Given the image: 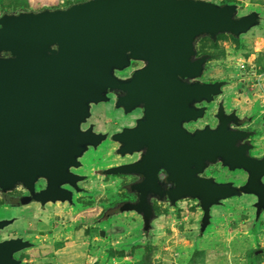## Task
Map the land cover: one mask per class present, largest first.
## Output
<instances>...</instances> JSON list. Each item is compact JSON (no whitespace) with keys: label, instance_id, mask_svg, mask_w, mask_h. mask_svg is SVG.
Returning <instances> with one entry per match:
<instances>
[{"label":"water","instance_id":"1","mask_svg":"<svg viewBox=\"0 0 264 264\" xmlns=\"http://www.w3.org/2000/svg\"><path fill=\"white\" fill-rule=\"evenodd\" d=\"M238 11L236 3L214 0H84L65 8L0 14V191L23 184L32 192L24 203L72 201V191L63 196L61 186L84 178L71 168L80 165L89 146L97 147L107 137L93 127L83 130L82 123L91 116L92 103L107 100L109 91L121 87L115 71L134 58L147 63L145 74L186 69L199 77L211 55L191 61L198 39L216 40L224 33L238 38L260 25L258 11L244 15ZM226 84L197 80L192 86L193 91L207 92L211 102ZM223 112L221 104L215 127L207 125L189 132L186 139L172 141L163 166L174 187L133 185L138 200L122 203L115 212H137L148 231L156 218L148 197L154 190L161 201L168 199L172 205L197 199L203 211L202 234L212 223V208L229 198L256 196L259 218L264 211V157L249 154L252 145L247 139L252 132L233 127L236 112L230 119H224ZM243 122L235 123L239 127ZM114 139L121 143L122 133ZM121 148L118 153L125 156L128 152ZM141 160L103 172L132 173ZM218 161L231 171H244L246 181L236 184L201 176ZM39 178H46L48 186L36 193ZM12 221L0 219V229ZM31 245L23 238L0 241V264H22L15 254Z\"/></svg>","mask_w":264,"mask_h":264},{"label":"rangeland","instance_id":"2","mask_svg":"<svg viewBox=\"0 0 264 264\" xmlns=\"http://www.w3.org/2000/svg\"><path fill=\"white\" fill-rule=\"evenodd\" d=\"M78 1L84 0H3L1 7L4 12L37 11L65 8ZM214 1L238 4V15L253 10L261 15L260 25L240 37L224 34L217 42L205 38L199 48L211 55L204 78L228 81L224 90L230 96L229 107L236 104L241 114H257L252 124L258 134L252 154L263 155L264 0ZM108 114L105 108L97 110L91 121L104 128ZM114 146L110 141L100 146L97 154L101 153L102 161L110 158L101 165L122 161L112 153ZM87 172H92L90 180L83 183L87 191L76 194L79 198L74 206L58 203L43 210L35 204L0 208V216L20 217L14 226L0 231V240L22 235L35 243L17 254L23 264H264V212L255 217L254 196L233 197L214 206L212 223L204 234L199 232L203 211L198 200L158 203L153 227L145 232L142 216L136 212L103 220L105 209L131 196L120 187L122 177L103 178L90 168ZM207 174L236 183L246 179L243 171L228 176L219 165ZM4 200L0 195V203ZM30 227L45 230V235L27 234Z\"/></svg>","mask_w":264,"mask_h":264},{"label":"flooded vegetation","instance_id":"3","mask_svg":"<svg viewBox=\"0 0 264 264\" xmlns=\"http://www.w3.org/2000/svg\"><path fill=\"white\" fill-rule=\"evenodd\" d=\"M205 37L207 36L201 37L196 41L197 53L195 56L191 57V61L197 60L199 57L205 54H209L206 50L204 51L199 48V43L204 40ZM2 55L6 54L4 53ZM146 64L147 63L142 59H130V62L127 66H125L123 69H117L115 71V74L121 80V87L109 91L107 93V100L91 104V116L86 122L82 123V129L86 130L89 127H93L95 132L104 133L107 137L99 146H89L88 150L83 154V156L79 158L80 165L78 167L71 168L73 173L84 176V178L80 181H76L75 185L68 182L61 186V188L64 189L61 192L63 196L70 195L68 190L72 191V201L59 200L57 202L49 201L46 204H42L40 201L31 200L27 203H24L23 201L28 199L32 192L23 184H19L9 192L0 191V195L5 198L4 203H0V208L5 206L7 208L15 209L35 204L39 209L43 210L49 204L54 205L58 203L74 206L77 204V199L79 198V196L76 197V194L85 193L87 191L88 186L83 183L90 180V173L92 172H87L90 168L103 178L111 179L112 177H122L120 187L125 189L131 198L124 199L105 209V218L103 220H109L114 214H122L124 212H115V209L118 206L124 202H136L138 200L137 193L131 191V187L133 185L140 183L143 187L145 186L147 188H154L155 190L169 189L176 185L175 181L170 179V174L166 171L165 166H163V164L167 162L166 156L171 154L170 150L172 141H176V139H186V135L189 132H193L196 129H203L207 125L215 127L219 122L217 113L221 104H223L224 109V112L221 116L224 119H230V114L232 112H236V115L239 118H237V116L232 118L233 127L252 132V134L247 139V141L252 145L249 154L258 158L264 157V154H252V151L256 147V142L254 139L258 135L252 124L256 121L257 114L255 117H252L253 113L241 114L236 104H233V106L229 107L228 102L230 96L228 91L224 90V87L229 85L228 81L225 80L227 84L223 86L222 93L215 96L214 100L211 102H208L207 100V92L193 91L192 84L195 81L198 80L202 83L210 82L204 78L207 64L205 66L204 72L199 77H192L191 71H187L186 69H182L180 71L174 69L170 72L162 70L156 74H145L142 69L146 66ZM118 102L120 104L119 107L116 105ZM103 108L108 110L109 114L105 116L107 119L104 121V128H97L98 124L94 121H91V119L97 110H102ZM201 113H203V115H200ZM234 118L236 120H234ZM242 121L244 122L239 127L235 123ZM116 133H122L123 141L121 143L114 139ZM107 141L115 144L112 153H114V156L120 157L122 161L107 165L100 164L107 163L110 159L107 158L106 161H102L101 153H99V155L97 154L100 146ZM120 146H122V151L128 152L125 156H122L120 153H118ZM133 150L135 152L131 154L130 151ZM139 160H141V162L138 165L133 166L136 171L132 173L107 175L103 172L108 168L123 164L135 163ZM214 165H219L221 169L227 170L226 175L228 176L230 175L229 173L236 172L222 167L221 162L218 161L217 163H210L209 166L206 167L203 172H201V176L214 177L220 182L233 181L219 180L215 176L207 174L208 170ZM47 186V179L39 178L34 184V190L37 193L46 189ZM148 197L155 209V212V204H171L168 199L161 201L158 198V195L155 194L154 190L148 192ZM254 197L255 200H257L256 196ZM4 218L13 221L5 228L0 229V231L14 226L20 219V217L17 215H13L11 217L0 216V219ZM152 227L149 230H151ZM25 232L29 235H45V230L40 228L30 227L27 228ZM102 232H104V230H101V234ZM11 238H23L24 240H29L32 243L30 247L21 251L30 249L35 244L32 239L22 235L10 236L9 238H4L3 240ZM21 251L15 254L16 258H18L17 254Z\"/></svg>","mask_w":264,"mask_h":264},{"label":"trees","instance_id":"4","mask_svg":"<svg viewBox=\"0 0 264 264\" xmlns=\"http://www.w3.org/2000/svg\"><path fill=\"white\" fill-rule=\"evenodd\" d=\"M2 2H3V0H0V14H2V13H5L4 12V10L2 9V7H1V4H2ZM79 2V1H78ZM224 3H226V2H224ZM229 3H234V2H230L229 1ZM19 11H22V9L21 10H17V11H14V12H19ZM225 34V33H224ZM224 34H219L218 35V37H217V40H215V42H217ZM230 35V34H229ZM234 37V36H233ZM205 38H207V39H210V40H213V39H211V38H209V37H205ZM235 38V37H234Z\"/></svg>","mask_w":264,"mask_h":264},{"label":"built area","instance_id":"5","mask_svg":"<svg viewBox=\"0 0 264 264\" xmlns=\"http://www.w3.org/2000/svg\"><path fill=\"white\" fill-rule=\"evenodd\" d=\"M257 79L259 80V82H261V78H260V76H259V78H257ZM260 85H261V84H260ZM262 105H263L262 114L264 115V100H263ZM263 129H264V116H263Z\"/></svg>","mask_w":264,"mask_h":264},{"label":"crops","instance_id":"6","mask_svg":"<svg viewBox=\"0 0 264 264\" xmlns=\"http://www.w3.org/2000/svg\"><path fill=\"white\" fill-rule=\"evenodd\" d=\"M260 84H261V85H263V83H262V82H261Z\"/></svg>","mask_w":264,"mask_h":264}]
</instances>
